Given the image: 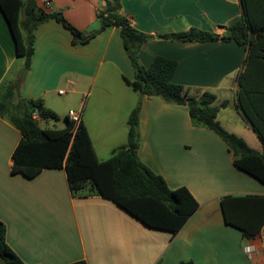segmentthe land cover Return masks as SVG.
<instances>
[{
  "label": "crops",
  "instance_id": "obj_1",
  "mask_svg": "<svg viewBox=\"0 0 264 264\" xmlns=\"http://www.w3.org/2000/svg\"><path fill=\"white\" fill-rule=\"evenodd\" d=\"M45 12L60 11L84 33L100 27L104 0H36ZM119 13L150 38L137 54L148 66L156 56L177 62L172 81L190 95L210 91L220 108L218 120L252 148L262 143L237 108V75L247 48L233 40H172L161 34L195 28L220 36L242 16L240 0H120ZM20 18H24L21 14ZM16 55L8 24L0 10V100L19 112L20 97L42 99L63 114L81 113L96 157L106 160L127 143V119L140 104L137 158L162 176L170 189L186 187L198 203L182 228L170 231L144 225L114 201L98 194H72L63 168H44L33 177L12 173V153L21 139L7 113L0 114V220L6 241L27 264H264L261 231L245 237L224 221L225 195L263 194L264 185L233 163L226 143L212 130L193 126L187 109L132 89L125 79L134 68L118 27L110 26L85 45L50 19L34 31L29 66ZM25 68V76L18 75ZM73 82V84L70 83ZM13 95L6 98L8 90ZM65 90L59 94L58 90ZM62 98L55 102L54 97ZM85 97V103H81ZM21 103V101H20ZM263 229V228H262Z\"/></svg>",
  "mask_w": 264,
  "mask_h": 264
},
{
  "label": "trees",
  "instance_id": "obj_2",
  "mask_svg": "<svg viewBox=\"0 0 264 264\" xmlns=\"http://www.w3.org/2000/svg\"><path fill=\"white\" fill-rule=\"evenodd\" d=\"M104 1L105 7L98 14L100 27L88 33L77 29L60 11L45 12L36 0H0V10L10 29L16 55L25 58V68L33 54L34 31L44 21L54 19L62 24L71 32L73 45H85L105 28L118 27L124 50L134 68V78L125 79V82L142 95L184 106L193 126L215 132L232 152L234 165L264 185V0H240L242 16L228 25L225 35L195 28L159 35L172 40H233L247 48L243 69L237 75L236 106L259 137L262 151L250 147L243 138L221 125L218 113L227 102L215 104L216 96L210 91L190 95L188 88L172 81L176 61L156 56L148 66L141 65L137 59L138 50L150 36L139 32L119 13L120 0ZM22 13L24 18H20ZM12 95L10 89L6 98ZM28 101L30 110L26 104L18 102L20 111L10 113L8 100H0V114L7 113L21 133L12 153V173L33 177L44 168H63L72 194H98L114 201L144 225L173 234L198 207L186 187L170 189L162 176L137 158L140 104L132 109L127 119L126 145L113 150L110 158L101 161L96 157L82 121L74 124L67 116L64 128L41 127L39 120L32 117V111L42 120H57L58 116L42 99ZM221 207L225 223L240 230L245 237H253L264 228L263 194H228L221 198ZM0 264H27L8 245L6 226L1 220ZM68 264L87 263L77 260Z\"/></svg>",
  "mask_w": 264,
  "mask_h": 264
},
{
  "label": "rangeland",
  "instance_id": "obj_3",
  "mask_svg": "<svg viewBox=\"0 0 264 264\" xmlns=\"http://www.w3.org/2000/svg\"><path fill=\"white\" fill-rule=\"evenodd\" d=\"M23 70H25V68H22V69H20V71H18V75H19V77L20 76H22L23 75ZM24 99L25 98H23V97H20V100H23L24 101ZM54 99H55V102H61V100H62V98L61 97H59L58 95L57 96H55L54 97ZM20 102V101H19ZM29 101L27 100L26 101V107H27V109H29L30 110V105H29V103H28ZM22 104V103H21ZM56 114H57V116H58V119L57 120H53V119H45L44 120V122L45 123H47V124H51V125H63L64 123H65V121H64V119H63V114H61L60 112H55ZM43 121L42 122H40L39 123V125L41 126V127H44L45 126V123H44Z\"/></svg>",
  "mask_w": 264,
  "mask_h": 264
},
{
  "label": "built area",
  "instance_id": "obj_4",
  "mask_svg": "<svg viewBox=\"0 0 264 264\" xmlns=\"http://www.w3.org/2000/svg\"><path fill=\"white\" fill-rule=\"evenodd\" d=\"M70 83L73 84V82H71V81H70ZM58 93L64 94L65 90L60 89V90H58ZM81 103L82 104L85 103V97L82 98ZM31 114H32V117L34 119H36V120L39 119V115L36 111H32ZM67 116L72 122H74V124H78L81 121V113L79 111L70 109L67 113ZM261 235H262V238L264 239V228L261 231Z\"/></svg>",
  "mask_w": 264,
  "mask_h": 264
},
{
  "label": "water",
  "instance_id": "obj_5",
  "mask_svg": "<svg viewBox=\"0 0 264 264\" xmlns=\"http://www.w3.org/2000/svg\"><path fill=\"white\" fill-rule=\"evenodd\" d=\"M25 73H26V70H23V77L25 76ZM21 101V103H23L24 104V101L23 100H20Z\"/></svg>",
  "mask_w": 264,
  "mask_h": 264
}]
</instances>
